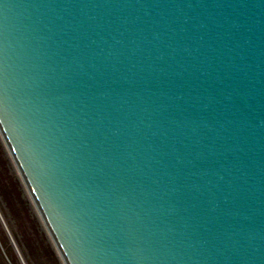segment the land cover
Returning <instances> with one entry per match:
<instances>
[{"label": "water", "instance_id": "95a60500", "mask_svg": "<svg viewBox=\"0 0 264 264\" xmlns=\"http://www.w3.org/2000/svg\"><path fill=\"white\" fill-rule=\"evenodd\" d=\"M0 129L67 264H264V0H0Z\"/></svg>", "mask_w": 264, "mask_h": 264}, {"label": "rangeland", "instance_id": "374dc122", "mask_svg": "<svg viewBox=\"0 0 264 264\" xmlns=\"http://www.w3.org/2000/svg\"><path fill=\"white\" fill-rule=\"evenodd\" d=\"M0 264H67L1 129Z\"/></svg>", "mask_w": 264, "mask_h": 264}]
</instances>
